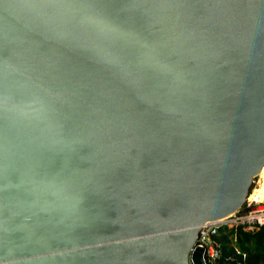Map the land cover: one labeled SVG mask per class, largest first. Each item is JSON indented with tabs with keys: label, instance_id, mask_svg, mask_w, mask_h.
<instances>
[{
	"label": "water",
	"instance_id": "95a60500",
	"mask_svg": "<svg viewBox=\"0 0 264 264\" xmlns=\"http://www.w3.org/2000/svg\"><path fill=\"white\" fill-rule=\"evenodd\" d=\"M264 165V0H0V264H205Z\"/></svg>",
	"mask_w": 264,
	"mask_h": 264
},
{
	"label": "built area",
	"instance_id": "2783aa9c",
	"mask_svg": "<svg viewBox=\"0 0 264 264\" xmlns=\"http://www.w3.org/2000/svg\"><path fill=\"white\" fill-rule=\"evenodd\" d=\"M253 188L247 195L243 205L233 214L216 221H209L198 229L195 246L204 248L205 264H217L220 255L214 236L221 227L242 226L244 230H255L264 226V198L257 195Z\"/></svg>",
	"mask_w": 264,
	"mask_h": 264
},
{
	"label": "trees",
	"instance_id": "16d2710c",
	"mask_svg": "<svg viewBox=\"0 0 264 264\" xmlns=\"http://www.w3.org/2000/svg\"><path fill=\"white\" fill-rule=\"evenodd\" d=\"M214 240L220 251L217 264H264V226L255 230L221 227Z\"/></svg>",
	"mask_w": 264,
	"mask_h": 264
},
{
	"label": "rangeland",
	"instance_id": "374dc122",
	"mask_svg": "<svg viewBox=\"0 0 264 264\" xmlns=\"http://www.w3.org/2000/svg\"><path fill=\"white\" fill-rule=\"evenodd\" d=\"M264 179V171L259 175L256 176L252 179V183H251V187L249 192L253 189V188H259V186H261V181H263ZM262 194V195H261ZM260 197L264 198V194L261 192L260 193Z\"/></svg>",
	"mask_w": 264,
	"mask_h": 264
},
{
	"label": "bare ground",
	"instance_id": "6f19581e",
	"mask_svg": "<svg viewBox=\"0 0 264 264\" xmlns=\"http://www.w3.org/2000/svg\"><path fill=\"white\" fill-rule=\"evenodd\" d=\"M263 171H264V165H263L262 169L260 170V172L257 174V176H259ZM255 192H257V195H259V197H260L261 192L264 194V179H263V181H261V186H259V188H257Z\"/></svg>",
	"mask_w": 264,
	"mask_h": 264
}]
</instances>
